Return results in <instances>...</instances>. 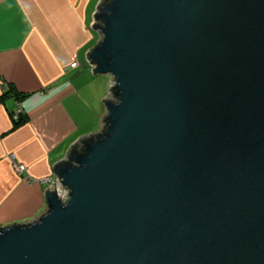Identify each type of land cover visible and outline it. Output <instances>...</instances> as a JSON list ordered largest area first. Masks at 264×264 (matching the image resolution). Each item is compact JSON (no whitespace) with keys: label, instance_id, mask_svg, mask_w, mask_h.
Wrapping results in <instances>:
<instances>
[{"label":"water","instance_id":"obj_1","mask_svg":"<svg viewBox=\"0 0 264 264\" xmlns=\"http://www.w3.org/2000/svg\"><path fill=\"white\" fill-rule=\"evenodd\" d=\"M100 5L108 128L0 228V264H264V0Z\"/></svg>","mask_w":264,"mask_h":264},{"label":"crops","instance_id":"obj_2","mask_svg":"<svg viewBox=\"0 0 264 264\" xmlns=\"http://www.w3.org/2000/svg\"><path fill=\"white\" fill-rule=\"evenodd\" d=\"M103 1L0 0V228L45 213L46 190L58 189L55 166L85 135L102 131L113 79L95 73L88 54Z\"/></svg>","mask_w":264,"mask_h":264},{"label":"built area","instance_id":"obj_3","mask_svg":"<svg viewBox=\"0 0 264 264\" xmlns=\"http://www.w3.org/2000/svg\"><path fill=\"white\" fill-rule=\"evenodd\" d=\"M94 25H95V21H94V23H93V28H94ZM94 29H95V28H94ZM89 53H90V52H89ZM88 62H89V64H91V66H92V68H93V71H94L95 65H94L93 63H91V60H90V58H89V54H88ZM78 65H79V62L76 61V62L72 63L71 66H72L73 68H75V67H77ZM104 103H105V98H104ZM22 112H23L22 106L19 104V107H18L17 111H16L15 114H14V118L17 119L18 116H19ZM10 158H11V160H12V164H13V166H14V169H15V170H16L21 176H23L25 179L30 180L31 178H30V176H29L28 173H27V168H26L25 164H23V163H21V162H18V161L16 160V158H15L14 155H11Z\"/></svg>","mask_w":264,"mask_h":264},{"label":"trees","instance_id":"obj_4","mask_svg":"<svg viewBox=\"0 0 264 264\" xmlns=\"http://www.w3.org/2000/svg\"><path fill=\"white\" fill-rule=\"evenodd\" d=\"M107 1H108V0H104V1L101 3L100 7H103V6L107 3ZM110 92H111V94H112L113 100H114L115 102H117V101H118V94H117L118 91H117V89H116V80H115V79H114V81H113V84H112V87H111V89H110ZM108 125H109V118H108V115H107V117L105 118V125H104V128H103V130H102V132H101L100 134L103 135V133L106 132V129L108 128ZM83 147H84V143H83V141H82V142H80V144H79V150H82Z\"/></svg>","mask_w":264,"mask_h":264},{"label":"flooded vegetation","instance_id":"obj_5","mask_svg":"<svg viewBox=\"0 0 264 264\" xmlns=\"http://www.w3.org/2000/svg\"><path fill=\"white\" fill-rule=\"evenodd\" d=\"M57 184H59V182H58ZM57 186H58V185H57Z\"/></svg>","mask_w":264,"mask_h":264}]
</instances>
